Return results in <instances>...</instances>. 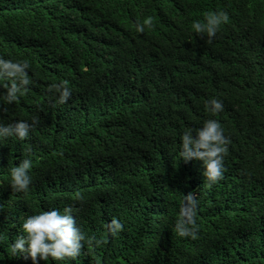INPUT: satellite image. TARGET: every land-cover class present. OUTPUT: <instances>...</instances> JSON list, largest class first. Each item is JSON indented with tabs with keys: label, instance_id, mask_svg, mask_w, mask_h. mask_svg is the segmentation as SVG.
<instances>
[{
	"label": "trees",
	"instance_id": "16d2710c",
	"mask_svg": "<svg viewBox=\"0 0 264 264\" xmlns=\"http://www.w3.org/2000/svg\"><path fill=\"white\" fill-rule=\"evenodd\" d=\"M214 11L227 21L209 41L191 24ZM0 56L27 59L34 81L0 121L37 118L26 140L0 141V264H32L10 253L23 218L66 205L102 242L38 264H264V0H0ZM63 80L72 95L58 104L49 89ZM208 119L229 140L211 186L178 151ZM24 158L33 182L18 193L9 169ZM188 192L195 238L175 231Z\"/></svg>",
	"mask_w": 264,
	"mask_h": 264
},
{
	"label": "clouds",
	"instance_id": "9594fccd",
	"mask_svg": "<svg viewBox=\"0 0 264 264\" xmlns=\"http://www.w3.org/2000/svg\"><path fill=\"white\" fill-rule=\"evenodd\" d=\"M227 21L226 13L214 11L207 13L203 21H193L191 29L198 35H206L211 40L216 35L222 23ZM151 18L145 17L135 23V31L141 33L151 26ZM79 22L77 31H89L95 27ZM30 64L27 59H7L0 56V112L6 111L2 105L14 104L28 91L34 83L29 78ZM58 104L66 103L72 91L68 81L63 80L53 84L49 89ZM206 110L216 114L223 109L222 102L217 98L205 102ZM37 123V118L31 121L17 119L8 123L0 121V141L14 137L23 141L29 137L30 129ZM228 138L224 129L215 119L205 120L202 126L186 128L180 134L179 157L185 162L198 160L202 162V175L208 186L223 178L224 156L227 154ZM31 161L28 158L20 159L9 169V186L14 192L27 193L33 178L30 175ZM75 198L83 201L84 197L77 192ZM198 200L193 192L183 195L179 207V216L175 222L176 234L183 237L195 238L198 225L196 213ZM76 211L72 205H66L62 210L50 208L41 210L23 218L18 234L10 243L11 255H26L32 264L39 261L55 262L75 260L86 244H100L102 241L95 236L88 235L77 223ZM75 214V218L73 216ZM111 235H116L123 229V224L116 217L111 218L105 225Z\"/></svg>",
	"mask_w": 264,
	"mask_h": 264
}]
</instances>
